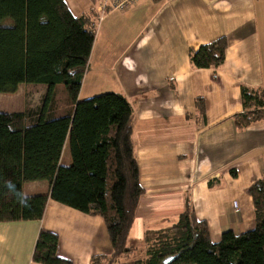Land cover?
I'll list each match as a JSON object with an SVG mask.
<instances>
[{"label":"crops","instance_id":"obj_1","mask_svg":"<svg viewBox=\"0 0 264 264\" xmlns=\"http://www.w3.org/2000/svg\"><path fill=\"white\" fill-rule=\"evenodd\" d=\"M115 1L65 0L74 16L96 22L80 93L121 94L133 109L144 195L130 239L177 224L188 206L208 224L213 243L226 231L253 230L249 189L264 179V119L241 129L234 118L244 111L243 88L264 96V0H137L112 11ZM222 37L229 43L224 64L194 69L190 53ZM37 190L47 194L49 184L28 183L24 195ZM41 230L58 235L57 256L71 264L112 254L102 217L50 199L41 220L0 224V264H38Z\"/></svg>","mask_w":264,"mask_h":264},{"label":"trees","instance_id":"obj_2","mask_svg":"<svg viewBox=\"0 0 264 264\" xmlns=\"http://www.w3.org/2000/svg\"><path fill=\"white\" fill-rule=\"evenodd\" d=\"M95 23L89 16H74L65 0H0V94L34 83L49 86L51 94L64 85L75 104L72 116L41 117L34 125L24 113L0 114V224L39 221L51 199L104 219L112 254L93 258L92 264H264V179L249 189L253 230L226 231L213 243L208 224L188 206L177 224L147 231L141 242L130 239L144 195L134 152L133 109L116 93L79 99ZM228 45L222 37L192 51L191 66L219 69ZM242 102L244 111L234 118L237 127L264 119L262 92L243 88ZM196 103L205 115L204 101ZM67 140L72 164L64 167ZM39 181L49 184V193L26 197L24 186ZM58 244L57 234L41 230L33 261L71 264L57 256Z\"/></svg>","mask_w":264,"mask_h":264},{"label":"rangeland","instance_id":"obj_3","mask_svg":"<svg viewBox=\"0 0 264 264\" xmlns=\"http://www.w3.org/2000/svg\"><path fill=\"white\" fill-rule=\"evenodd\" d=\"M84 95L83 91L79 98L81 100L89 99ZM74 111L75 104L64 85L55 86L51 94L49 86L38 83L22 84L14 94H0V114L24 113L29 125L38 123L41 117L51 120L72 116ZM71 164L72 154L69 142L63 154L62 165L69 167ZM42 191L37 190L34 192L35 194L26 191V196L45 195Z\"/></svg>","mask_w":264,"mask_h":264},{"label":"built area","instance_id":"obj_4","mask_svg":"<svg viewBox=\"0 0 264 264\" xmlns=\"http://www.w3.org/2000/svg\"><path fill=\"white\" fill-rule=\"evenodd\" d=\"M136 1L137 0H116L114 5L112 6V11L114 10L124 11L130 6L134 5ZM100 11H101V16L99 17V21L103 18L105 14L104 8H101ZM235 209H237V205H235Z\"/></svg>","mask_w":264,"mask_h":264}]
</instances>
